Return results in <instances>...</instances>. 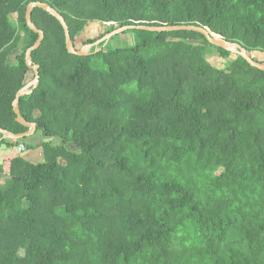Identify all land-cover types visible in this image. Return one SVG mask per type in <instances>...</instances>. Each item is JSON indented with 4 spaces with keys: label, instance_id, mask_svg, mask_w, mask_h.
<instances>
[{
    "label": "trees",
    "instance_id": "16d2710c",
    "mask_svg": "<svg viewBox=\"0 0 264 264\" xmlns=\"http://www.w3.org/2000/svg\"><path fill=\"white\" fill-rule=\"evenodd\" d=\"M31 2L64 19L74 46L92 22L99 38L193 25L264 64V0H0L11 134L27 131L12 102L35 77ZM31 21L39 80L18 105L47 141L42 162L0 165L19 179L0 183V264H264V72L198 32L132 29L128 46L76 56L54 16L34 8Z\"/></svg>",
    "mask_w": 264,
    "mask_h": 264
},
{
    "label": "water",
    "instance_id": "95a60500",
    "mask_svg": "<svg viewBox=\"0 0 264 264\" xmlns=\"http://www.w3.org/2000/svg\"><path fill=\"white\" fill-rule=\"evenodd\" d=\"M34 8H40L48 12L49 14H51L58 20V22L61 24L63 31H64L66 50L69 54H72V55H76V56L87 55L90 48L96 47L98 44L102 42L106 43L111 37L118 35V34H122L123 32L127 30H132V29L145 30L149 32L193 31V32H198L202 34L210 45H213L215 47H218V48H221L223 50H227L233 53H238L251 67L257 68L258 70L264 72V64H261L258 61H254L250 57L248 52H246V50L241 48L238 44H232V43L226 42L225 40L219 38L215 34L210 33L209 30L199 27V26H193V25H176V26H164V27L133 26V25L122 26V27L116 28L113 31L105 34L93 44L85 45L81 49H76V47L74 46L70 38L69 30H68V27L64 19L54 9H52L48 4L41 3V2H31L26 7L25 21H26L28 28L32 30L33 32H35L36 34H38V39L35 42V44L26 51L25 55H26L27 65L34 71L35 77L30 83H28L26 86H24L22 89H20L16 93L15 98L12 102L13 111L16 116L15 121L21 126L27 128V131L20 133V134H11L6 130L0 129V134L2 136L0 141L2 140H6L10 142L11 141L12 142L23 141L33 136L36 133V123L26 122L20 115L19 105H18V101L21 97L33 92L39 80V67L36 65H32L31 52L39 48L44 35L42 31L38 30L32 24L31 15H32V11ZM8 180L18 181L19 179L12 177L9 174L0 173V181H8Z\"/></svg>",
    "mask_w": 264,
    "mask_h": 264
},
{
    "label": "rangeland",
    "instance_id": "374dc122",
    "mask_svg": "<svg viewBox=\"0 0 264 264\" xmlns=\"http://www.w3.org/2000/svg\"><path fill=\"white\" fill-rule=\"evenodd\" d=\"M105 31V25L98 24L97 22H92L88 24V26L85 28L83 33L75 38V47L76 49H81L83 46H85L87 43H85L87 40H95L100 37L101 34ZM130 33H124V34H118L110 39V41L107 43L108 48H118V47H125L129 45L130 41ZM100 39V38H99ZM89 45V44H88ZM253 57L259 60L264 61V55H261L259 53H253ZM210 63L216 67L222 68L223 67V61L217 57V56H208L207 57ZM9 62H14V55H11L9 58ZM39 133V132H37ZM26 142V145L30 146L28 141V138L23 140ZM9 152L8 148L6 149L4 145L0 144V164L2 163V156L6 155ZM43 159L38 160V162H42Z\"/></svg>",
    "mask_w": 264,
    "mask_h": 264
},
{
    "label": "crops",
    "instance_id": "0c3cea01",
    "mask_svg": "<svg viewBox=\"0 0 264 264\" xmlns=\"http://www.w3.org/2000/svg\"><path fill=\"white\" fill-rule=\"evenodd\" d=\"M1 137L2 136L0 134V140H1ZM2 141H6V140H2ZM2 141H0V144L1 145H4L5 148L7 149L8 148L7 145L6 144H2L1 143ZM28 141H31V142H29L30 146L28 148H26V146H28V145H26V142H24V141H19L15 146H13V147H17L20 144H22L24 146V150H23V152L20 155L13 154L11 152V148L12 147L11 148H8L9 152L6 155H3L2 158H1L2 159L1 160L2 163L0 165L3 166L4 172H7L8 171V168L7 167L9 165V163L6 162L5 159L7 157H9V156H12V155H14V156H20L24 161H26L28 163H31V164H38V163H40V162H38V160H40V159H43L44 160V150H43V148H42L41 145L44 142H46L47 139H45L41 135L40 132L39 133L36 132L33 136H31V137L28 138ZM6 142H10V141H6ZM1 182H4V181H0V183Z\"/></svg>",
    "mask_w": 264,
    "mask_h": 264
},
{
    "label": "built area",
    "instance_id": "2783aa9c",
    "mask_svg": "<svg viewBox=\"0 0 264 264\" xmlns=\"http://www.w3.org/2000/svg\"><path fill=\"white\" fill-rule=\"evenodd\" d=\"M23 150H24V146L22 144H20L17 147L11 148V152L16 155H20L23 152Z\"/></svg>",
    "mask_w": 264,
    "mask_h": 264
}]
</instances>
